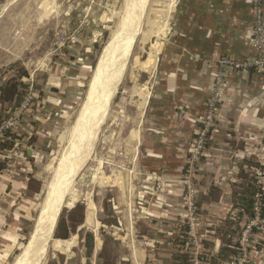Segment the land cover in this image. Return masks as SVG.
Returning <instances> with one entry per match:
<instances>
[{"label":"rangeland","instance_id":"374dc122","mask_svg":"<svg viewBox=\"0 0 264 264\" xmlns=\"http://www.w3.org/2000/svg\"><path fill=\"white\" fill-rule=\"evenodd\" d=\"M174 2L175 0H148L145 5V13L126 60L122 79L114 97L106 106L92 157L69 187L67 196H71L70 205L62 207L59 212L60 216L63 210L68 211L80 205L84 210V220L67 240L56 239L61 242L49 240L44 253L45 264H97L98 254L102 251L105 255L114 257L116 264H128L125 257L129 247L133 245L132 241H128V237L142 232V229L133 230L132 227L135 220L132 223L131 219L136 217L138 210L137 214L128 211L131 209L129 206L132 196L131 186L133 181H137L136 157L140 151L139 141H133L138 139V136L135 138L134 133L142 126L138 123L139 113L141 115L138 106L139 94H136L134 89L146 92V89L150 88L153 77L151 74L154 72L153 70L149 74L146 68L150 61L149 54L154 51L152 46L155 39L149 37L143 42L141 33L144 34L148 28L147 22L150 19L160 16L158 12H168L166 22L169 26L171 5ZM125 3L126 0H0V83L12 77L17 78L22 68L28 73L27 77L21 79L22 99L16 101L15 109L12 105L1 107L0 122L6 121L18 112L21 105H25L21 109V119L18 123L21 122L24 128H27L28 132L27 130L24 132L27 138L19 144L17 142L13 151L17 156L22 157V151L29 149L35 165L32 168V175L41 184L40 191L35 196L28 198L23 194L26 203L21 208L23 212L20 211L24 217L21 219L23 221L20 227L21 237L18 247L3 264H14L33 234L40 214L39 205L45 197L47 180L61 154L62 137L73 125L85 101L89 82L101 54L108 47L112 32L117 28L119 20L117 14L123 10ZM76 42L81 43L82 48L86 49L89 55L86 69L83 71L82 65H77L75 62L64 65L74 54ZM71 69L72 74H66V71ZM53 87H56V91L58 88L61 91L51 90ZM42 89L51 95V98H45ZM28 96L30 98L25 103ZM219 109L220 107L216 114L214 129L217 126ZM18 123L10 132L11 135L16 131ZM211 135L212 133L206 142L204 155L194 175L195 193L192 199L187 195L185 178L182 176L179 181L182 187V206H180L182 214L177 223L180 227L185 225L194 212L193 219L196 220H194L193 233L196 236V249L200 252L204 249L202 241L212 243L217 236L214 229L222 224L220 221L215 227H211L204 239L198 236L199 224L204 222L205 218H203L202 205L200 209L197 204L201 202V195L208 193L200 190L201 178L198 171L202 167L201 163L212 164V170H219V177L222 179V149L218 151V158L215 153L207 152ZM30 138L33 141L27 146L26 141ZM194 138L195 136L186 154L185 165ZM262 162L264 161L260 160L257 163L259 165ZM4 165L1 162L0 169ZM250 172L252 173L251 168ZM125 179L130 185L129 189L124 188ZM154 185L156 200L167 203L168 193L163 182L158 181ZM151 195L153 196L150 194L148 200H152ZM220 198L222 200V192ZM174 227H171V230ZM149 228L153 227L149 226ZM90 236L91 250L88 249ZM210 251H214L213 243ZM250 255L246 264L252 263ZM156 263L165 264L163 261ZM255 264H264V261L260 258Z\"/></svg>","mask_w":264,"mask_h":264},{"label":"crops","instance_id":"0c3cea01","mask_svg":"<svg viewBox=\"0 0 264 264\" xmlns=\"http://www.w3.org/2000/svg\"><path fill=\"white\" fill-rule=\"evenodd\" d=\"M251 1L175 0L172 4L168 31L157 53L145 105L141 115L139 113L138 123L142 126L134 133L138 139L133 141H139L140 151L136 157L137 181L131 186V209L128 211L135 214L138 210L136 217L131 219L132 223L135 220L132 227L142 232L132 237L126 235L128 241L133 242L125 257L128 264H159L156 262L161 261L171 264V255L178 251L172 240L180 229L177 222L182 214L179 181L199 126L198 118L210 94L216 60L227 57L244 61L257 55L251 43ZM74 46V54L64 65L75 62L82 65L83 71L89 55L81 43L76 42ZM66 72L72 74L73 70ZM51 90L56 91V87ZM59 91L58 88L56 92ZM42 92L45 98H51L45 90ZM219 107L217 126L207 152L215 153L218 158V151L222 149V179L219 170H212V164L201 163L198 175L200 190L215 187L222 192V200L201 204L205 218L199 224L201 239L220 221H238L237 211L232 208V186L239 183L240 170H245L247 162L251 159L264 161V73L227 71ZM20 124L13 134L17 139L11 140L13 148L27 138L24 133L27 128ZM28 141L27 146L30 145ZM0 151V163L5 164L0 169V264H3L18 247L21 219L24 218L21 208L26 203L23 192L35 165L29 149L22 151V157L13 149ZM156 181L163 182L168 193L167 203L156 200ZM128 185L125 179L124 188L129 189ZM148 194H153L152 200H148ZM245 219L241 217L238 225L241 226ZM236 238L237 233L233 239L236 241ZM212 243L214 251L210 252L216 256L220 237L216 236ZM250 254L251 264L260 258L264 261L263 251L253 250Z\"/></svg>","mask_w":264,"mask_h":264},{"label":"bare ground","instance_id":"6f19581e","mask_svg":"<svg viewBox=\"0 0 264 264\" xmlns=\"http://www.w3.org/2000/svg\"><path fill=\"white\" fill-rule=\"evenodd\" d=\"M147 1L126 0L123 10L117 14L119 17L117 28L112 32L108 47L98 60L88 85L85 101L73 125L65 131L62 137L61 154L47 180L44 190L45 197L39 205L40 214L37 217L33 234L14 264H45L46 254L44 253H46V246L52 235L56 219L62 207L70 205L71 196H67L69 187L92 157L106 106L114 97L122 79L126 60L142 16H144ZM158 13L160 16H154L153 21L150 19L147 22L148 28L144 34L141 33L143 42L149 37L155 39L152 46L154 51L149 54L148 60L150 61L147 63V68L145 66L149 74L154 69L156 54L168 31L166 22L168 12ZM134 92L139 94L140 104L138 106L142 111L147 93L143 90L139 92L137 89H134Z\"/></svg>","mask_w":264,"mask_h":264},{"label":"trees","instance_id":"16d2710c","mask_svg":"<svg viewBox=\"0 0 264 264\" xmlns=\"http://www.w3.org/2000/svg\"><path fill=\"white\" fill-rule=\"evenodd\" d=\"M28 73L22 68L17 78H10L4 83H0V107L10 106L13 102L21 100L23 94L20 91L23 83L21 79L27 77ZM7 136L13 141L17 139L15 135L7 133ZM7 141L0 145L1 150L10 151L13 149V142ZM33 139H29L28 144L32 143ZM247 169L241 168L239 174V183L232 186V208L237 211V222L232 221H222L221 226L217 227L215 230L216 235L220 237V248L216 256H213L210 252L212 243L207 241H202V246L204 251L200 252L198 259L201 264H220L235 261L240 255V248L237 242L233 239L234 235L239 233L240 226L238 222L241 217L252 218L254 216V202L255 195L260 196L259 205V216L264 220V189L256 187L254 185L250 168L257 167L258 163L251 159L246 163ZM41 184L32 175L28 177L23 194L31 198L39 193ZM220 191L215 187H211L208 193H203L201 195V202L197 204L198 207L202 203L206 202H216L219 199ZM84 220V210L80 205L75 206L70 210H63L60 214L55 230L53 242H61L58 240H67L69 236L76 232L77 227L82 224ZM254 233H257V239L252 245V251H263L264 252V232L253 229ZM186 236V227L182 225L176 236L174 235L172 240V245L178 248V251L171 255V264H192V256L188 253L182 252L181 248L184 244ZM58 239V240H56ZM88 249L91 250L92 237H89ZM97 264H116L114 257L105 255L102 252L98 254Z\"/></svg>","mask_w":264,"mask_h":264},{"label":"built area","instance_id":"2783aa9c","mask_svg":"<svg viewBox=\"0 0 264 264\" xmlns=\"http://www.w3.org/2000/svg\"><path fill=\"white\" fill-rule=\"evenodd\" d=\"M251 15V43L257 55L252 59L244 61H234L227 57H220L216 60L217 69L213 77L210 94L203 105L202 116L198 118V131L193 140V145L189 151L184 168L183 177L185 178L187 195L190 199L194 197L195 193L193 182L197 166L201 157L204 155L203 151L205 150L206 142L215 128L216 114L222 100L225 73L227 71L248 73L253 70L264 73V0L251 1ZM29 98L30 96L26 98L25 103ZM24 106L25 105H21L18 112H15L6 121L0 122V145L4 142L11 141L7 133L12 132L15 125L19 122V119H21V109L24 108ZM251 171L254 185L264 189V162L259 163L257 167H252ZM259 205L260 196L256 194L253 207L254 216L252 218H246L243 223H241L236 238V242L241 251L239 257L235 261L220 264L247 263V258L253 249L252 245L258 236L257 233H254L253 229L264 232V220L259 216ZM191 206H193V204H191ZM193 214L194 212L191 213L192 218L185 222L186 236L181 250L192 256V264H201L198 259L200 251L196 249V236L193 233L194 220H196L193 219Z\"/></svg>","mask_w":264,"mask_h":264},{"label":"water","instance_id":"95a60500","mask_svg":"<svg viewBox=\"0 0 264 264\" xmlns=\"http://www.w3.org/2000/svg\"><path fill=\"white\" fill-rule=\"evenodd\" d=\"M58 216H59V214H58ZM57 219H58V218H57ZM56 223H57V220H56ZM56 223H55V225H56ZM55 225H54V228H55ZM53 232H54V229H53V231H52V235H51L50 239L55 240V239L53 238Z\"/></svg>","mask_w":264,"mask_h":264}]
</instances>
